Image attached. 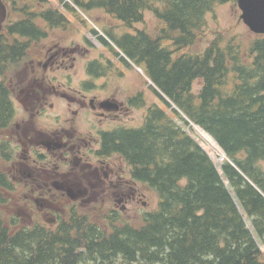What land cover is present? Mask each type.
Listing matches in <instances>:
<instances>
[{"label": "trees", "instance_id": "trees-1", "mask_svg": "<svg viewBox=\"0 0 264 264\" xmlns=\"http://www.w3.org/2000/svg\"><path fill=\"white\" fill-rule=\"evenodd\" d=\"M4 2L0 75L5 77L32 59L29 49L50 30L66 29L68 22L49 0ZM70 2L65 3L70 10L99 8L125 25L141 21L143 12L152 9L163 26L155 39L124 37L115 43L135 65H145V75L186 120L173 110L176 117L186 127L191 122L212 136L226 158L220 174L182 126L153 107L141 128L122 133L117 142H105L103 154L121 156L132 168L133 180L156 193L157 208L143 213L138 226L119 213L94 210L107 228L83 209L74 212L64 229L62 220L55 231L25 224L11 230L18 219L5 226L0 214V264H264V253L239 209L264 246V36H255L246 52L239 43H223L216 36L200 53L182 54L198 40L206 14L236 0ZM164 39L178 48L177 58L159 46ZM197 81L198 90L193 88ZM13 112L3 80L1 135ZM11 153L10 144L0 141V207L15 190L8 176Z\"/></svg>", "mask_w": 264, "mask_h": 264}, {"label": "flooded vegetation", "instance_id": "flooded-vegetation-1", "mask_svg": "<svg viewBox=\"0 0 264 264\" xmlns=\"http://www.w3.org/2000/svg\"><path fill=\"white\" fill-rule=\"evenodd\" d=\"M71 13L78 17L76 11ZM118 22L113 28L96 19L104 36H99L103 49H94L93 58L86 59L90 50L81 45L40 43L31 47L36 49L33 58L13 70L8 81L0 75L14 109L0 141L12 147L8 176L15 189L25 193V208L17 215L26 218L29 227L55 231L63 220L64 229L75 211L97 205L121 215L133 204L146 205V185L133 180L130 165L115 153L103 154L105 142H117L122 133L141 128L149 110L158 107L146 102L143 90L129 92L120 84L134 70L110 42L148 39L144 19L130 25ZM167 49L173 59L178 57L173 43ZM146 79L148 94L163 102L161 92ZM144 108V114L131 118Z\"/></svg>", "mask_w": 264, "mask_h": 264}, {"label": "rangeland", "instance_id": "rangeland-1", "mask_svg": "<svg viewBox=\"0 0 264 264\" xmlns=\"http://www.w3.org/2000/svg\"><path fill=\"white\" fill-rule=\"evenodd\" d=\"M50 4L53 7H56L60 13L66 18L68 22V26H66V29H63V32H61V29H55L50 30L48 33V37L41 42L42 43H54V42H61L63 40V45L68 47H73L76 45H81L86 47L90 50V54H87L86 59L93 58L95 56V50L99 49L102 50L103 47L100 44L101 41L99 40V36L103 35L104 32L102 27H98L95 29L92 25L93 23H96V19L99 20L102 24H106L108 26H112L113 28H117L118 20H115V18H112L110 15L106 14L103 10L99 8L92 9V14L90 13H84L76 11L77 16H73L71 13L72 10L69 8H66V4H71L70 0H64V3H59L55 0H49ZM153 7H157L156 4L153 5ZM75 11V10H73ZM71 13V14H70ZM240 11L237 8L236 3H228V4H222L216 6L211 12L207 13L205 16V26L203 27L202 32L199 35L198 40L196 43L189 49L182 51L180 53H189V54H197L200 53L206 46L210 44V42L216 37L220 36L221 41L223 43L227 41H234L236 43H239L242 47L243 51L246 52V49L248 48L249 42L252 41V39L255 38L256 35L252 34L247 27L243 24V22L239 19ZM16 16V15H14ZM81 19V21L79 20ZM143 19L144 24H142V30L147 32L149 34V37L155 39L161 32H162V23L157 18L156 14L152 9L145 10L143 12ZM86 24L89 28L93 29L94 32L91 30H88V27H86L84 24ZM123 27V26H122ZM140 27V26H139ZM124 28V27H123ZM65 41V42H64ZM163 46L170 48L172 40L170 39H164L163 40ZM33 51L35 52V48L29 49V55L33 58ZM81 52H83V49H81ZM179 53V54H180ZM130 67L134 70L132 73H128L127 76H125L121 81L120 84L122 86H125L129 89V92H136L137 90H143V92L146 94V102L150 105L157 104V106L166 113V115L173 119L174 122H176L178 125L182 126V128L201 146V148L206 152V154L209 156V158L212 160L214 165L217 167L218 172L221 174L220 166L223 163V158L218 155L215 152H211L207 150L205 147L202 139L197 135L194 129L190 130L189 127H186L182 121H180L176 115L173 113V106L167 107L160 99L156 100L154 99L150 94H148L147 90L150 89L148 86V80L146 77H144L143 73L134 67L132 64H129ZM141 70L144 72L146 71L144 67L139 66ZM6 79H9L11 77V73L5 74ZM199 86V82H195L193 85V88L198 90L197 87ZM144 109L140 110L139 112H134L131 114V118L137 119L139 117V114H144ZM128 121H131L129 117H127ZM1 135V134H0ZM261 169L264 171V161L260 163ZM3 169V167H1ZM225 185L227 184L226 181L224 182ZM6 197V203L0 207V214L1 219L5 226L10 225L9 222L12 221V218H17L18 225L12 226L11 230L18 229L17 227H20V224L28 225V220L24 217H20L17 215L18 209L23 210L25 208L24 202L21 200L24 199L25 193L23 191H20L18 189L13 190L11 193H7ZM144 201L146 202V205L143 206L141 204L135 205L133 204L130 208V210L122 214L123 220H126L128 223L134 224V226H138L140 224V216L145 212H152L157 208L158 205V197L156 193L152 192H146V195H144ZM101 205H97L95 208H92L91 210H88L87 214L88 217H90L91 220H93L97 224H101L102 226H105L106 224L101 219L99 213L97 212L92 213L94 210L98 209H105V207H100ZM240 212L243 215V219L247 225V227L250 229V231L253 233L256 241L259 244L260 250L264 253V246L260 244V241L258 240V237L256 235V232L254 231L251 222L246 217L245 213L243 212L242 208L239 206ZM110 211V208L108 209ZM106 211H101V215H105ZM102 220V221H101ZM106 227V226H105ZM107 228V227H106Z\"/></svg>", "mask_w": 264, "mask_h": 264}, {"label": "water", "instance_id": "water-1", "mask_svg": "<svg viewBox=\"0 0 264 264\" xmlns=\"http://www.w3.org/2000/svg\"><path fill=\"white\" fill-rule=\"evenodd\" d=\"M236 4L241 12L239 19L247 29L255 35L264 36V0H237ZM6 17V5L3 0H0V32ZM173 108L180 113L176 107L173 106Z\"/></svg>", "mask_w": 264, "mask_h": 264}, {"label": "bare ground", "instance_id": "bare-ground-1", "mask_svg": "<svg viewBox=\"0 0 264 264\" xmlns=\"http://www.w3.org/2000/svg\"><path fill=\"white\" fill-rule=\"evenodd\" d=\"M195 132L202 139L207 150L211 152H215L221 157L224 156L221 148L219 147V145L217 144V142L215 141L213 137H211L208 133H206L204 130L198 127L195 128Z\"/></svg>", "mask_w": 264, "mask_h": 264}]
</instances>
